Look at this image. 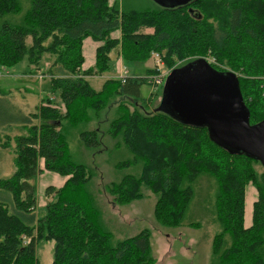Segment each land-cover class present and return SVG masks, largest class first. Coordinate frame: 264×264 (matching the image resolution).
<instances>
[{
    "label": "trees",
    "instance_id": "1",
    "mask_svg": "<svg viewBox=\"0 0 264 264\" xmlns=\"http://www.w3.org/2000/svg\"><path fill=\"white\" fill-rule=\"evenodd\" d=\"M162 1L166 3L29 0L22 12L21 0H0V66L25 56L38 67L43 52L54 55L44 71L49 76L47 87L34 89L41 96L34 111H23L12 98L1 107L18 114L0 112V150L10 143L13 125H23L27 131L13 136L15 168L0 176V264H40L37 247L45 240H53L49 264L153 263L148 228L119 239L104 228L90 187L94 170L75 161L69 149L68 128L98 117L113 96H119L117 104L121 103L107 132L117 138L116 146L122 143L132 153L117 165L141 162L139 175L125 173L105 184L114 200L137 199L146 186L157 195L153 214L161 224L199 225L185 220V215L194 180L207 173L217 185L214 211L220 226L212 237L210 264H264V166L261 171L255 168L260 161L230 152L210 138L205 126L184 123L164 110L130 109L124 96L145 100L140 88L147 76L108 77L99 89L85 77L106 71L114 49L116 55L131 60L154 51L166 65L187 56L213 54L220 62L227 57L238 75L249 121L264 119V0ZM115 30L118 37L111 34ZM86 36L99 43L94 65L83 69ZM148 70L158 72L156 66ZM34 71L33 67L25 73ZM0 93L12 97L8 90ZM78 134L87 148L101 145L96 126L81 128ZM40 158L47 169L67 177L59 187L47 185L44 191L51 198L37 207ZM248 182L257 197L252 223L245 226Z\"/></svg>",
    "mask_w": 264,
    "mask_h": 264
},
{
    "label": "rangeland",
    "instance_id": "2",
    "mask_svg": "<svg viewBox=\"0 0 264 264\" xmlns=\"http://www.w3.org/2000/svg\"><path fill=\"white\" fill-rule=\"evenodd\" d=\"M113 1L115 0H109L110 3ZM144 1L150 3V0ZM156 1L160 2L159 0ZM21 6L22 12H24L29 6V0H21ZM6 17L10 19V15ZM1 21L2 18H0V25ZM148 30L151 29L148 28ZM114 34L118 35L119 32L114 31ZM30 41L31 39L28 37L27 42L30 43ZM53 56L52 54L49 55L47 52H43L40 61L41 66L38 67L30 64L25 56L15 63L0 66V92L11 88L14 96L16 98L19 97V100H21L23 95L28 96V99H22V101H26L27 106L25 109H33V102L40 100L41 96L39 94L33 96L34 93L26 91L24 87H34L36 90L41 89V87H47L49 76H44L46 75L44 71L48 69L47 66L49 62H51L50 60ZM158 57L159 55L152 51L150 56L146 58L131 60L121 56L122 60L116 62V52L114 49L111 52V66L106 71L100 75H85V77L90 80L94 88H99L100 86L98 85L108 77H119L123 67L135 75L147 76V81L142 83L140 88L141 95L147 97L145 100L127 96H124L125 98L123 99L125 100L124 103L130 106V109L135 108L141 112L150 113L159 110L157 107H159L161 101V90L165 77L171 68L181 65L197 56H187L171 65H166V63L161 62L159 68H157L158 72L150 73L148 68L156 66ZM204 57L222 67L221 70H233L229 67L230 64L227 62V57H224L222 62L217 61L213 54ZM28 65L30 68L34 67L35 73L28 74V76H20ZM128 74L127 72L126 75ZM154 75L163 76V83L155 84L153 81ZM119 98V96H113L110 100L105 102L102 105L98 117L90 116V121L68 128L69 134L67 139L69 141V149L72 158L75 161L85 163L94 170L95 174L92 177V184L90 187L95 196L96 206L100 211V217L104 228L110 230L113 237L116 239L136 234L141 229L148 228L150 230L151 253L154 257L152 264H210L212 237L220 228L215 219L214 194L217 190V185L213 176L202 173L193 182L194 195L186 212L185 220L198 221L199 225H188L183 223L180 226H166L161 224L153 214V205L157 195L146 186L142 187L143 195L141 197L126 200L124 202L115 201L114 194L112 192H107L105 184L119 180L125 173L139 175L141 171V162H135L121 167L117 165L118 162L120 163V161L122 162V160L132 157V153L122 143L116 146L115 141L117 138H114L107 132L109 122L115 116L116 106L121 103L117 104ZM9 100H11V97L0 93L1 113H15L14 110L11 109L6 112L1 110V107L7 105ZM56 100L58 101L57 98ZM59 103L60 102H57L56 104ZM90 112H92L91 109ZM15 114L18 113L16 112ZM95 126L99 129L101 145L98 148L90 149L85 147L82 143L78 131L81 128H92ZM14 131L16 132V130L12 131V128L10 129V143L5 146V148H13L15 143L13 136L16 134ZM1 135L2 140H7L5 135L2 133ZM11 154H13V151H11ZM1 165L5 167L3 170L4 174L7 170L9 171L11 167L13 171L15 164H13L10 159H4ZM39 165H42V159L39 160ZM44 168H41L36 178V204L38 207L44 205L46 201L50 199V197L45 194L44 189L46 185L49 184L45 181L49 179L51 172L45 171L40 175L39 173L43 171ZM255 168L261 171L263 166L261 163L257 162L255 163ZM246 187L247 205L244 209V225L249 226L252 223V202L257 197V190L251 182H248ZM52 247L53 240H45L39 243L37 255L40 264H49L53 254Z\"/></svg>",
    "mask_w": 264,
    "mask_h": 264
},
{
    "label": "water",
    "instance_id": "3",
    "mask_svg": "<svg viewBox=\"0 0 264 264\" xmlns=\"http://www.w3.org/2000/svg\"><path fill=\"white\" fill-rule=\"evenodd\" d=\"M157 108L184 123L205 126L213 141L232 153L258 159L264 166V119L249 121L233 70L218 69L204 56L173 67L165 77Z\"/></svg>",
    "mask_w": 264,
    "mask_h": 264
},
{
    "label": "crops",
    "instance_id": "4",
    "mask_svg": "<svg viewBox=\"0 0 264 264\" xmlns=\"http://www.w3.org/2000/svg\"><path fill=\"white\" fill-rule=\"evenodd\" d=\"M115 31H118V30H115ZM119 32V31H118ZM113 36H116V37H118L119 36V34L117 35V34H114V31L111 33ZM99 42L98 41H96V40H94L93 38H91L90 36H86L84 39H83V42H82V54H83V56H84V60H83V63H82V68L84 69V68H88V67H91V66H93L94 65V62H95V47L97 46V44H98ZM122 59H121V55L120 54H118V55H116V62H119V61H121ZM115 62V63H116ZM30 67H29V65H28V67L23 71V74H21L20 76H22V75H26V76H28V74H34V73H25V71L27 70V69H29ZM128 71V70H127ZM128 73H130L129 71H128ZM91 76H93V74H90ZM96 75H100V74H96ZM89 76V75H88ZM87 76V77H88ZM89 80V79H88ZM90 81V80H89ZM104 81V80H103ZM103 81H102V83H103ZM91 83V82H90ZM102 83H100V85H98V86H100L101 87V85H102ZM99 87V88H100ZM99 88H95V89H99ZM24 89H26V91H30V92H33L34 94H33V96L34 95H36V92L34 91V87L33 88H29V87H24ZM6 90H8V91H10V93H11V95H12V100H13V102L19 107V108H21L23 111H34V107H35V105H36V103L39 101V100H37V101H34L33 102V109L31 108V109H25L26 108V101H22V99H28L29 97L28 96H24L23 95V97H21V100H19V97L18 98H16L15 96H14V93H13V90L11 89V88H8V89H6ZM21 101V102H20ZM30 102V101H29ZM28 103V102H27ZM31 105V106H32ZM13 130H16V134H18V133H21V132H26L27 131V129H26V127L25 126H23V125H18V124H16V125H13L12 126V131ZM13 132V133H14ZM14 147H15V143H14V146H13V148L12 149H9V148H5V147H2L1 148V150H0V176H6V175H9L11 172H12V167L9 169V171L7 170V172H5L4 174H3V170H4V166L3 165H1V163H2V161L5 159V160H8V159H10V160H12V162H13V164H14V156H15V152H14ZM11 151H13V154H11ZM9 155V156H8ZM40 159H42V165H43V158H40ZM40 165V167L41 168H44L45 166L43 165ZM14 168H15V165H14ZM14 170V169H13ZM45 171H48V172H51V175H50V177H49V179L47 180V181H45L46 183H49V184H51V185H53V186H55V187H59V186H61L62 184H63V182L65 181V179H66V175H62V174H59L58 172H55V171H52V170H49V169H47V168H44L43 169V171H41L39 174L41 175L43 172H45ZM52 174H56V175H52ZM38 175V174H37ZM61 177H62V179H61ZM37 178V177H36ZM35 183H36V190H37V180L35 181ZM48 184V185H49ZM47 186V185H46ZM247 188V187H246ZM246 188H245V203H244V209H245V207H246V205H247V191H246ZM45 190V189H44ZM45 192V191H44ZM47 196H49L50 198H51V194L50 195H47ZM256 199V198H255ZM254 199V200H255ZM253 200V201H254ZM253 203V202H252ZM37 205V204H36ZM38 207V206H37ZM251 215H252V213H251ZM42 242H44V241H42ZM41 243V242H40ZM39 245V244H38ZM52 252H53V247H52ZM52 256H53V254H52ZM52 260V259H51ZM51 262V261H50ZM49 262V263H50Z\"/></svg>",
    "mask_w": 264,
    "mask_h": 264
},
{
    "label": "built area",
    "instance_id": "5",
    "mask_svg": "<svg viewBox=\"0 0 264 264\" xmlns=\"http://www.w3.org/2000/svg\"><path fill=\"white\" fill-rule=\"evenodd\" d=\"M208 60H209V59H208ZM209 61H210V60H209ZM161 62H162L161 58L158 57V58H157V61H156V66H157V68H159ZM127 72H128L127 69H126L125 67H123V68L121 69V74H120L119 77L126 76ZM151 77H152V76H151ZM163 78H164V77L161 76V75H154V76H153V81H154L155 84H159V83H162V82H163V80H164Z\"/></svg>",
    "mask_w": 264,
    "mask_h": 264
}]
</instances>
